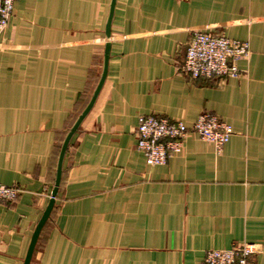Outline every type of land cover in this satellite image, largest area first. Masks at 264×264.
I'll list each match as a JSON object with an SVG mask.
<instances>
[{
    "label": "crops",
    "instance_id": "obj_1",
    "mask_svg": "<svg viewBox=\"0 0 264 264\" xmlns=\"http://www.w3.org/2000/svg\"><path fill=\"white\" fill-rule=\"evenodd\" d=\"M193 31L246 41L242 75L180 71ZM106 77L93 107L66 136ZM211 112L233 135L216 153L189 134L166 165L136 149L140 115L191 127ZM0 264H200L260 244L264 264V0H15L0 39Z\"/></svg>",
    "mask_w": 264,
    "mask_h": 264
},
{
    "label": "built area",
    "instance_id": "obj_2",
    "mask_svg": "<svg viewBox=\"0 0 264 264\" xmlns=\"http://www.w3.org/2000/svg\"><path fill=\"white\" fill-rule=\"evenodd\" d=\"M15 0H0V39L13 15ZM246 41L232 40L222 34L193 31L186 45L180 71L192 80H213L224 83L242 75L238 63L249 57ZM194 134L213 145L220 153L233 135L232 127L217 115L203 112L191 127L182 121L140 115L135 129L136 149L149 167L163 166L179 152L182 144ZM21 190L0 184V202H14ZM262 250L260 244L240 243L229 249L206 251L200 264H255L254 257Z\"/></svg>",
    "mask_w": 264,
    "mask_h": 264
},
{
    "label": "water",
    "instance_id": "obj_3",
    "mask_svg": "<svg viewBox=\"0 0 264 264\" xmlns=\"http://www.w3.org/2000/svg\"><path fill=\"white\" fill-rule=\"evenodd\" d=\"M107 58H108V50H106L105 54H104V67H103V72L101 75V78L99 80V83L92 95V98L89 102V104L87 105V107L84 109V111L81 113V115L78 117V119L76 120L75 124L73 125V127L70 129L68 135L66 136L62 149H61V154H60V161L66 151L67 145L70 141V139L72 138L73 134L76 132L77 128L80 126V124L82 123L83 119L87 116V114L89 113L90 109L93 107L96 98L103 86V83L105 81V77H106V62H107ZM56 193H57V187L54 188V190L51 193V197L48 201V204L46 206V208L44 209L38 223L36 224V227L32 233L31 236V240L27 249V253L24 259L23 264H30L31 259H32V255L38 240V237L40 235V232L42 230V228L44 227L45 223L48 221L50 214L54 208V202H55V197H56Z\"/></svg>",
    "mask_w": 264,
    "mask_h": 264
},
{
    "label": "trees",
    "instance_id": "obj_4",
    "mask_svg": "<svg viewBox=\"0 0 264 264\" xmlns=\"http://www.w3.org/2000/svg\"><path fill=\"white\" fill-rule=\"evenodd\" d=\"M211 81H213V80H211Z\"/></svg>",
    "mask_w": 264,
    "mask_h": 264
}]
</instances>
